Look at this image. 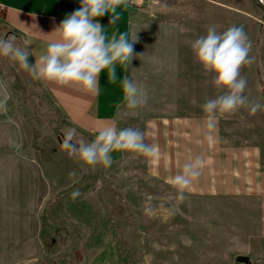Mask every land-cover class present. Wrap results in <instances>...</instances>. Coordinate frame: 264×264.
Listing matches in <instances>:
<instances>
[{
  "label": "rangeland",
  "instance_id": "374dc122",
  "mask_svg": "<svg viewBox=\"0 0 264 264\" xmlns=\"http://www.w3.org/2000/svg\"><path fill=\"white\" fill-rule=\"evenodd\" d=\"M130 5V32L137 30V40L127 75L146 90L148 102L136 110L124 102L118 127L141 130L148 143L155 138L151 125L162 118L207 117L201 106L220 90L190 45L210 24L218 30L244 26L252 42V61L241 68L245 95L264 104V0H135ZM9 33L23 44L0 20V35ZM5 96L0 264H264V257L250 249L258 225L254 199L185 192L179 201L176 189L151 173L154 153L122 150L110 167L82 164L61 146L71 126L52 99L17 62L0 56V98ZM215 119L223 141L255 145L264 157V110L251 114L241 107ZM76 139L90 140L78 130ZM75 189L79 195L73 198Z\"/></svg>",
  "mask_w": 264,
  "mask_h": 264
},
{
  "label": "clouds",
  "instance_id": "9594fccd",
  "mask_svg": "<svg viewBox=\"0 0 264 264\" xmlns=\"http://www.w3.org/2000/svg\"><path fill=\"white\" fill-rule=\"evenodd\" d=\"M128 6V0H79V7L66 14L50 32L56 38L46 43L45 49L29 61L32 55L29 42L17 43L15 34L0 35V56L12 58L29 72L33 79H45L59 85L76 84L82 89L99 94V76L106 73L109 82L118 79L116 68L127 69L134 55L136 31L106 30L96 17L109 15L108 24L115 25L120 19V9ZM252 42L244 26L232 24L218 30L216 24L207 26L204 34L191 41L196 61L205 72L213 76L212 83L220 93L202 104L203 112L213 124L217 114H233L241 107H248L251 114L264 110V104L251 102L245 95L247 79L241 75V68L250 64ZM121 91L125 106L136 110L148 102L146 90L128 75L120 76ZM7 96L0 98V111L7 110ZM61 146L69 156L87 166L110 167L112 153L127 150L150 156L154 147L145 142L143 132L134 127H117L114 124L97 129L90 140L76 139L77 129L70 127L63 133ZM201 174L200 158L186 162L171 183L176 189L177 199H185V190ZM75 198L79 189L71 193Z\"/></svg>",
  "mask_w": 264,
  "mask_h": 264
},
{
  "label": "crops",
  "instance_id": "0c3cea01",
  "mask_svg": "<svg viewBox=\"0 0 264 264\" xmlns=\"http://www.w3.org/2000/svg\"><path fill=\"white\" fill-rule=\"evenodd\" d=\"M128 0L126 8L120 9V19L115 25H109V15L96 17L106 30L131 31L132 8ZM79 7V0H0L3 25L18 34L24 43L29 42L32 55L29 61H35L44 51L46 43L56 38L52 31L64 18ZM131 9H130V8ZM130 10V11H129ZM118 79L109 82L106 73L99 76V94L82 89L79 85H59L53 81L36 79L43 92L49 96L58 108L63 120L80 133L92 139L98 128L114 124L118 127L120 109L124 100L120 85V76L127 75V69L119 65L116 68ZM209 117L194 115L162 118L151 125L155 138L148 144L154 147L151 173L158 179L169 183L178 174L183 165L200 158L201 174L185 190L186 193L221 194L238 196L257 201V226L251 233V251L264 257V157L255 145L239 146L225 142L215 132ZM217 122V119H215ZM123 151L112 153L113 161L122 158ZM21 174V172H20ZM174 187V186H173ZM175 188V187H174ZM30 191L34 192L29 186ZM23 189V193H25ZM16 192H21L18 188ZM250 251V252H251Z\"/></svg>",
  "mask_w": 264,
  "mask_h": 264
}]
</instances>
